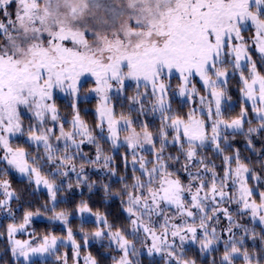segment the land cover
Here are the masks:
<instances>
[{
    "label": "snow or ice",
    "instance_id": "obj_1",
    "mask_svg": "<svg viewBox=\"0 0 264 264\" xmlns=\"http://www.w3.org/2000/svg\"><path fill=\"white\" fill-rule=\"evenodd\" d=\"M245 30L251 32L250 38ZM254 53L264 66V0H0V176L14 170L29 185H42L52 205L35 213L26 210L17 223L11 203L20 196L8 180L0 179V212L13 220L6 228L13 258L33 264L32 257H55L56 264H68L67 254L60 255L59 248L70 243L74 264H79L81 246L66 212L57 211V196L63 190L57 178L72 172L79 185L86 178V165H100L115 176L113 157L104 155L101 146L110 143L114 149L126 146L124 168L127 171L129 162L132 168L131 177L119 181L129 228H117L96 213L97 230L92 233L122 253L113 264H132L129 256L138 254L134 241L141 234L151 240L145 245L148 254H162L164 264H196L187 257L186 244L198 245L203 254L221 243L218 264H236L240 257L243 264H264V181L250 167L251 156L242 157L239 149L224 155L232 149L224 133L235 135L253 122L246 119L250 103L258 127H249L246 148L264 170V145L257 150L251 139L264 131V74ZM174 74L176 91L171 83ZM236 74L242 106L228 121L224 99L228 80ZM85 75L94 79L90 91L99 97L98 135L81 119L77 106L79 82ZM126 81L135 82L136 92L127 97V114L117 118L111 93L123 99ZM56 90L73 97L70 121L59 116ZM175 96L189 107L187 112L183 107L173 110ZM24 111L34 121L27 129ZM149 113L159 119L158 127L147 122ZM67 124L70 131H65ZM25 135L23 146L17 143L14 148V138ZM84 143L95 147L94 159L82 154ZM33 145L37 152L42 147L43 153L29 158L27 149ZM209 147L214 157H223L220 169L201 154ZM104 190L107 193L109 185ZM77 211L84 218L91 209L82 203ZM48 212L51 221L67 229L63 241L54 234L38 241L15 238L27 231L34 216ZM234 216L248 217L260 231ZM221 217L226 226H221ZM249 238L253 250L245 247ZM84 242L87 247L86 234ZM83 259L84 264H98L91 254ZM211 264H217L215 257Z\"/></svg>",
    "mask_w": 264,
    "mask_h": 264
},
{
    "label": "trees",
    "instance_id": "obj_2",
    "mask_svg": "<svg viewBox=\"0 0 264 264\" xmlns=\"http://www.w3.org/2000/svg\"><path fill=\"white\" fill-rule=\"evenodd\" d=\"M254 60H256L258 64V70L264 74V66H260V61L258 59V54H253ZM239 76L236 74L235 77H232L228 80L227 84V94L226 97H231V99H228L229 101H232L234 104L232 107L225 106L224 112V119L230 121L231 119L236 118L239 115L242 103L239 99L240 91H239ZM175 84H177L176 78L174 79ZM91 82L86 81L82 85L81 91L84 92L89 86H91ZM140 91L142 92V87L140 88ZM136 87L135 86H127L126 87V93L124 95V98H118L116 96H113V106L115 107L116 115L119 117V115L123 112L127 114L128 112V99L127 97H131L135 95ZM56 107L59 112V116L66 120L70 121L73 115V109H72V102H69L66 99L62 98H54ZM227 103V102H226ZM121 105H123L121 107ZM184 103L181 104L178 99H173L172 108L174 111H178L181 107H183ZM78 109L80 112L81 119L84 120L89 128L92 130V132L96 133L97 129L95 127L97 123V118L94 115L93 109L95 107V100L89 99V100H78ZM189 110V107H183V111L187 112ZM247 111H248V117L249 120L253 121L251 124L245 123L244 129L242 132L233 134H226L228 137V143L232 145V149L230 151H227L224 153V155H232L234 152L239 149L241 156L244 158L250 157L253 161L252 164H250V167L255 169V171L260 175L262 181H264V170L261 169L259 164H256L254 161L256 159L255 154L251 153L249 150H247V139L246 134L248 133L249 127H258V121H256L252 117V111L251 108L247 105ZM132 117H136V114L133 113ZM141 121H144V117H140ZM147 122L152 124L154 127L159 126V119H153V116L149 113L147 116ZM29 123L30 119L23 116V123ZM68 125V124H67ZM66 125V127H67ZM251 139L256 145L257 150L261 148L262 145H264V131H261L258 134H252ZM23 142H25L22 139H14L13 141V147L15 148L17 146V143H21L23 146ZM103 150L106 153H110L112 151L110 147V143H102L101 144ZM159 145H157V148ZM30 152V155H39L43 153V148L41 147L39 152L36 151L35 147H31L27 149ZM120 151L125 152V148L121 147ZM173 155L176 154L175 149H169ZM202 155H205L208 158V161L210 163H215L217 165V168L220 169L222 167L221 160L222 156L220 157H214L213 153L211 151V148L209 147L206 151L201 153ZM165 155H168V152H165ZM113 162L112 167L117 169V174L115 176H100L99 174L95 177H102L103 181H96L93 184H90L92 187L91 189L89 186H86L81 191H75L69 193L68 190L65 189L62 190L64 193V199L58 200V207L57 211H64L67 215H72L75 213V210L79 205L82 203H87L91 211L99 213L103 215V217H106L108 222L112 225H114L117 228H124L128 229L129 224L127 220V215L123 211L122 207V197L120 196V191L123 188V185L119 182L120 178L122 176L131 177L132 175V169L128 166L127 171L124 168L123 164V155L120 152H115L112 155ZM130 161V157H129ZM171 163V162H170ZM261 163H264L262 161ZM175 167V165H173ZM195 170V169H194ZM222 174V172H221ZM181 176L183 177L184 174L181 173ZM89 180H92L89 177ZM8 181L11 185V190L18 196H20L19 201L13 200L11 203V207L16 210L14 212L15 220L17 223L21 222V218L26 210H31L34 213L38 209H42L46 204L51 207L50 200L48 197V194L44 191L36 190L33 185H29V182L24 179H18L17 177L9 174L8 175ZM69 181L73 182V179H70ZM131 182L130 180L128 181ZM184 182L186 183L187 180L185 178ZM73 186H75V183H72ZM255 182L253 181V185ZM104 185H109V191L106 193L104 190ZM251 186V185H250ZM61 192V191H60ZM52 216L51 212L48 213H41L40 216H34L31 222V227L34 230L35 236L40 239L41 237L48 235V234H54L56 236H63L64 231L61 229L58 225L52 224L49 222L39 221L38 218L40 217H50ZM234 219L237 220L239 223H246L249 227H254L257 232L260 231V226L257 224H251L249 223V218L244 217H236L234 216ZM13 222L12 219L1 217L0 216V264H23L21 262H14V260L11 257V253L9 250V246L7 244L6 239L4 238L6 234V228L7 224ZM69 227H71L72 231L74 232L75 239L78 242H81V238L83 234H90L92 233L97 227L93 223H80V221L75 217H70L69 219ZM82 228V229H80ZM240 235H243L242 232H240ZM222 239H227V236H224ZM253 240L247 239L245 243V247H248L250 250H253ZM255 246L261 247L259 237H257L255 241ZM82 252H88L91 254L94 258L97 259L98 264H113L114 258L111 256V254L105 253L106 250L109 251V253H114L113 249L109 246L104 245H98V244H90L88 248H82ZM223 250V244H219L218 246H214V251L209 252L206 255H202V253L199 252V249L196 247H190L189 250H186L188 253L189 258H193L196 261V264H211V261L213 260V257L216 258L217 264L219 262V258L222 255ZM59 254L60 251H59ZM70 259V256H69ZM33 264H56L54 258L46 259V260H32ZM133 264H164L162 259L158 258H150L145 255H139L138 259L133 262ZM236 264H243L242 257L238 258L236 261Z\"/></svg>",
    "mask_w": 264,
    "mask_h": 264
},
{
    "label": "rangeland",
    "instance_id": "obj_3",
    "mask_svg": "<svg viewBox=\"0 0 264 264\" xmlns=\"http://www.w3.org/2000/svg\"><path fill=\"white\" fill-rule=\"evenodd\" d=\"M244 35H245L246 38H250V37H251V32L245 30ZM229 72L231 73V69H229ZM237 75L239 76V74H237ZM174 79H175V74L173 75V78L171 79V83H172V91H176V89H177V84H175ZM86 81H89V82H91L92 84H91V86H89L84 92H82V91H81V89H82V85H83ZM196 81H197V86L199 87L200 85H199V83H198V78H196ZM166 82H167V81H166ZM94 86H95V82H94V79H93L92 77H90V76H88V75H85V76L81 77L80 82H79V100H89V99H94V100H95V107H94V109H93V112H94L95 117L97 118L96 108H97V105H98V103H99V97H98L95 93H92V92L90 91ZM127 86H135V82H133V81H126L125 87H127ZM135 87H136V86H135ZM143 91H144V88L142 87V92H143ZM111 95H112V96H116L115 91H113V92L111 93ZM54 98H62V99H66V100H68L69 102H72V101H73V97H72L71 95L65 94L64 92H61V91H59V90H56V92L54 93ZM172 99H178V101H179L181 104L184 103V101H183L180 97H178V96H175V97H173ZM197 99H198V98H197ZM239 99L241 100V94H240V96H239ZM226 102H227V103H226ZM233 104H234V103H233L232 101H229V100L227 99V97L225 96L223 110L225 109V106H226V105L229 106V107H232ZM112 105H113V102H112ZM247 105L251 108L250 103H248ZM172 107H173V106H172ZM23 116L29 118V119H30V122H33V123H34V121L31 120V114H30V113L24 111V112H23ZM252 117L254 118V114H253V113H252ZM117 118H119V117H117ZM132 118H133V119H136V117H132ZM246 119L249 120V117L247 116ZM63 120H64V119H63ZM70 120H71V119H70ZM65 121H66V120H65ZM68 121H69V120H68ZM30 122H29V123H30ZM29 123H28V122L25 123V125H24L25 129H27V127L29 126ZM49 126H51L50 118H49ZM243 129H244V127H243ZM70 130H71V128H70V124H68L67 127H65V131H70ZM242 131H243V130H242ZM242 131H240V132H242ZM58 132H59V127H58V125H57V134H58ZM98 133H99V130L97 129V132H96V133L93 132V135H98ZM236 133H239V132H236ZM226 134H232V132L229 131V132L224 133V135H226ZM105 135H107L106 132H105ZM18 138H19V139H22V140H24V141H26L27 136L25 135L24 137H18ZM14 139H17V138H14ZM120 139H121V141H123V134L121 135ZM53 143H55V138H54V137H53ZM33 147H35V146L33 145ZM110 147H111L112 151H111L110 153H106V152L103 150V151H104V155H107V156H111V157H112L113 153H115V152H120L122 155H124V152H123V151H120V148H121V147H124L125 150H126V146H121V147H119V148H115V149H114V148L112 147V145L110 144ZM81 148H82V154H83L86 158H88V157H91V158H93V159L95 158L96 149H95V147H94L93 145L88 144V143H84L83 145H81ZM31 156H32V155H30L29 158H31ZM149 158H150V157H149ZM112 162H113V161H112ZM101 163H102V162H101ZM129 167L131 168V163H130V162H129ZM131 169H132V168H131ZM77 171H79V165H77ZM84 172L86 173V178H85V180H84L82 183H80L79 185L77 184V176H76V174H75V173H72V172H69V176L66 177V178H60V177H58V178H57V182H58V183H62V189H63V190H64V189H65L66 191L68 190V192L71 193V192H75V191H81L83 188H85L86 186H89L90 184L95 183L96 181H103V178H102V177H98V178L95 179V177L92 178L93 176H97L98 174H99L100 176H107V177H108V176H111L110 171H108V170L102 168L100 165H96V166H93V165H86V166H85V169H84ZM10 174L13 175V176H15V177H17L18 179H24V180H27V181H28V179H27L26 177L21 176L19 173L15 172L14 170H11V171H10ZM89 177H90L92 180H89ZM0 179L8 180V176H0ZM70 179H73V182L75 183V186H73V184H72L73 182L69 181ZM69 184L72 185L71 188L68 187ZM32 185H33V187H34L36 190L44 191V192L47 193V190H46L45 188H43L42 185L39 186V187H37L34 183H33ZM47 194H48V193H47ZM0 198H2V190H0ZM62 199H64V193L61 191V192L58 193L57 201H58V200H62ZM50 204H51V201H50ZM231 208H232V209H235V208H236V205H231ZM125 214H126V213H125ZM100 215H101V214H100ZM0 216H1V217H5V218L12 219L11 217H9V216L7 215V213H4V212H0ZM71 216L77 218V219L80 221V223L85 222V223H93V224L96 225V223H95V221H96V212L91 211L90 213H85V214H84V218H82L81 215L78 213V211H77V209H76L74 214H72V215H68V221H69V219H70ZM101 216L103 217V215H101ZM50 217H51V216H50ZM50 217H40V218H38V219H39V221H44V222H49V223H52V224H56V225H58L61 229H63V231H64V235H63V236H61V235L57 236V237L59 238V240L63 241L64 237H65L66 234H67V229H66V228L64 227V225L61 224L60 222H54V221H51V220L49 219ZM85 218H86V219H85ZM226 225H227V221H226L223 217H221V226H226ZM257 225H258V224H257ZM258 226H259V225H258ZM96 227H97V226H96ZM80 229H82V228H80ZM96 230H97V228H96L93 232H95ZM93 232H92V233H93ZM73 233H74V232H73ZM92 233H90V234H86V235L88 236V246H89L90 244H93V243L98 244V245L109 246V241H108L107 239H104V240H102V241H100V240H96V239H94V238L92 237ZM30 234H31V235H30ZM81 236H82V238H81V239H82L81 242H78V241H77V243L81 246V249H82V248H88V246H87V247L84 246V244H85V242H84V236H85V234H83V235H81ZM4 238H5L6 241H7V244H8V246H9V250H10V253H11L10 245H9V243H8V237H7V234H5ZM15 238H16V239H20V240H29V241H38V240H39V239L35 236V234H34V230H33V228L31 227V223H30V225H29V227L27 228V231H26L25 233H18V234L16 235ZM41 238H42V237H41ZM41 238H40V239H41ZM222 238H223V237H222ZM177 243H179V241H177ZM134 245H135V248H136V251H137L138 254H137V255H130V256H129V260L132 262V264H133V262H134L135 260L138 259L139 255H145V256H148V257H150V258H158V259H162V260H163V258H162V254H155V253H153L152 255H149V254H148V247H147V246H150V245H151V240H150V239H149V240H146L143 234L140 235V238H139L138 240H135V241H134ZM145 245H147V246H145ZM110 247L113 249L114 253H109L108 250H106L105 253H107V254H111V256H112L115 260H119V259H120V256L122 255V253L119 251V249L117 248V246H116L115 244H112ZM190 247H196L197 249H199V246H198V245H192V244H186V245H185V249H186V250H189ZM59 251H60V253H61L60 255H64L65 253L67 254V257H68V264H74V261H73V259H72L73 252H72V248H71V244H70V243H66V244H64L63 247H60V248H59ZM199 252H200V251H199ZM206 254H208V253H203L202 255H206ZM86 255H89V253H88V252H82V250H81V252H80V259H79V264H84V259H83V258H84ZM186 255H187V257H188V253H187V252H186ZM69 256H70V259H69ZM11 257H12V259L14 260L15 263H16V262H21V263L24 264L23 258L14 259L13 256H12V253H11ZM50 258H54V259H55V257H32V260H40V261H42V260H46V259H50ZM188 258H189V257H188ZM189 259H193V258H189ZM163 263H164V260H163Z\"/></svg>",
    "mask_w": 264,
    "mask_h": 264
}]
</instances>
